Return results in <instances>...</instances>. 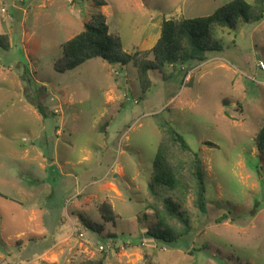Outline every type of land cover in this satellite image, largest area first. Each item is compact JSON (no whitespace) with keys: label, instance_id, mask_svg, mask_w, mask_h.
<instances>
[{"label":"rangeland","instance_id":"obj_1","mask_svg":"<svg viewBox=\"0 0 264 264\" xmlns=\"http://www.w3.org/2000/svg\"><path fill=\"white\" fill-rule=\"evenodd\" d=\"M98 1L0 0V33L10 39L0 47V264H146L147 256L157 264H264L255 144L264 125V18L217 27L212 42L221 51L170 66L167 79L150 71L144 93L132 63L93 58L57 72L62 44L102 13L126 52L151 49L158 19L208 16L232 0ZM162 123L199 156L207 181L206 214L193 195L160 186L161 198L182 201L193 224L174 245L146 235L148 204L160 202L149 183ZM106 201L115 223L102 220ZM81 216L103 225L102 235Z\"/></svg>","mask_w":264,"mask_h":264},{"label":"trees","instance_id":"obj_2","mask_svg":"<svg viewBox=\"0 0 264 264\" xmlns=\"http://www.w3.org/2000/svg\"><path fill=\"white\" fill-rule=\"evenodd\" d=\"M98 5H106L98 1ZM264 18V0H254L250 4L245 0H232L218 7L212 14L202 17L183 19H164L161 35L151 49L133 53L124 50L121 37L110 31L107 18L99 13L92 15L84 29L62 44V55L54 63L59 73L73 70L93 58H101L111 64H133L137 69V77L142 91L145 93L153 85L150 71L156 70L163 75L167 68L177 64L190 62L203 63L208 54L221 51L219 43L212 42L213 32L217 27L236 29L240 22H257ZM0 47H10L9 34L0 33ZM164 79L166 75L163 77ZM229 106L228 99L223 100ZM226 115H230L228 110ZM162 138L154 159V172L149 191L158 203H150L148 207L154 213V221L148 225L146 235L165 244L174 245L193 231L190 215L183 203L174 196L165 195L161 198L160 186L174 192L181 198L189 195L194 197V206L202 213L208 212L207 181L205 168L199 156L185 141L183 136L167 124H161ZM261 159V170L264 171V125L255 137ZM213 145V144H212ZM1 195V194H0ZM99 212L105 223H115L118 215L109 201L99 206ZM228 215L225 213L218 221ZM86 226L102 235L103 225L85 220ZM106 238L115 235L104 236ZM202 248H192L193 253ZM103 260H87L81 264H103ZM146 264H157L148 256Z\"/></svg>","mask_w":264,"mask_h":264},{"label":"crops","instance_id":"obj_3","mask_svg":"<svg viewBox=\"0 0 264 264\" xmlns=\"http://www.w3.org/2000/svg\"><path fill=\"white\" fill-rule=\"evenodd\" d=\"M184 2H185V0H184ZM184 2H183V4H184ZM160 21V23L162 24V21L160 20V19H158L157 21H155V22H159Z\"/></svg>","mask_w":264,"mask_h":264},{"label":"built area","instance_id":"obj_4","mask_svg":"<svg viewBox=\"0 0 264 264\" xmlns=\"http://www.w3.org/2000/svg\"><path fill=\"white\" fill-rule=\"evenodd\" d=\"M260 65L264 67V63H263V62H261V64H260Z\"/></svg>","mask_w":264,"mask_h":264}]
</instances>
